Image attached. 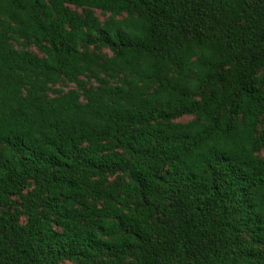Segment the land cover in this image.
<instances>
[{
  "label": "trees",
  "instance_id": "obj_1",
  "mask_svg": "<svg viewBox=\"0 0 264 264\" xmlns=\"http://www.w3.org/2000/svg\"><path fill=\"white\" fill-rule=\"evenodd\" d=\"M264 264V0H0V264Z\"/></svg>",
  "mask_w": 264,
  "mask_h": 264
},
{
  "label": "rangeland",
  "instance_id": "obj_2",
  "mask_svg": "<svg viewBox=\"0 0 264 264\" xmlns=\"http://www.w3.org/2000/svg\"><path fill=\"white\" fill-rule=\"evenodd\" d=\"M66 264H71V263H66Z\"/></svg>",
  "mask_w": 264,
  "mask_h": 264
}]
</instances>
